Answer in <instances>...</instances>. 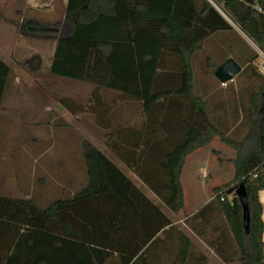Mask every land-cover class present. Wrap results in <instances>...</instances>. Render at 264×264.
<instances>
[{
    "label": "trees",
    "instance_id": "16d2710c",
    "mask_svg": "<svg viewBox=\"0 0 264 264\" xmlns=\"http://www.w3.org/2000/svg\"><path fill=\"white\" fill-rule=\"evenodd\" d=\"M235 26L264 54V0H68L63 26L25 22L22 32L57 39L49 68L55 77L140 104L141 127L109 128L103 139L172 213L184 209L187 157L217 138L232 148L234 181L215 190L237 248L231 260L264 264V75L254 66L258 54L244 61L262 84L241 110L247 129L240 140L212 122L195 85L193 63L203 45L217 34L234 35ZM228 59L217 64L208 58V67L216 71ZM10 76L0 58V110ZM79 153L87 180L74 194L64 191L46 208L34 198L0 195V264H151L147 252L158 235L177 229L91 141L84 140ZM240 184L248 196V230L238 197L228 193ZM212 206L195 218H204ZM179 233L176 262L186 264L191 242ZM207 241L230 260L221 249L227 243L223 233L217 242Z\"/></svg>",
    "mask_w": 264,
    "mask_h": 264
},
{
    "label": "rangeland",
    "instance_id": "374dc122",
    "mask_svg": "<svg viewBox=\"0 0 264 264\" xmlns=\"http://www.w3.org/2000/svg\"><path fill=\"white\" fill-rule=\"evenodd\" d=\"M61 2L57 0L53 8L49 2L46 6L26 9L22 0H0V58L11 68L0 110V195L34 198L41 208L63 196L66 171L74 169L78 181L70 187L74 193L87 180L79 153L84 140L91 141L127 174V168L107 148L103 134L120 125L139 128L144 122L139 103L117 92L99 91L93 85L59 79L50 73L57 39L35 31L24 34L22 24L63 26L65 10ZM235 32L234 35L217 34L208 40L195 57L193 66L197 93L207 97L214 121L227 113V100L235 101L238 111L236 116L232 115L237 122L219 127L222 131L230 128L228 130L233 131L228 136L240 140L247 129L240 111L262 84L244 61L257 53L254 66L264 75V54L238 26H235ZM229 56L241 63L242 72L234 81L225 84H229L226 88L216 79L215 71L208 67V58L219 64ZM66 101L76 107V111L70 110ZM201 152L195 159L191 157L193 163L189 161L192 166L207 165L210 170L205 180L208 186L234 181L235 172L230 160L236 152L232 148L218 138ZM218 160L224 172H218ZM186 179L184 173V184ZM205 197L202 198L207 199ZM162 209L169 212L165 206Z\"/></svg>",
    "mask_w": 264,
    "mask_h": 264
},
{
    "label": "crops",
    "instance_id": "0c3cea01",
    "mask_svg": "<svg viewBox=\"0 0 264 264\" xmlns=\"http://www.w3.org/2000/svg\"><path fill=\"white\" fill-rule=\"evenodd\" d=\"M56 1L57 0H22L23 7H26V9L46 6L49 2H52L51 5L53 4L52 5L53 8L56 6ZM61 3H62V8H64L65 10L64 12L66 14V7L68 4V0H62ZM224 87L228 88L229 84L227 86L225 85ZM199 96L203 98V100L208 101L207 97H202L201 95ZM227 102H228L227 113H224L222 117L218 116L217 120L214 121L213 118L211 117V104L208 101V110H209L208 112L210 119L218 127L222 125L229 126L237 122L236 118L233 117L232 115V113L234 114V116L237 115V111H238L236 107L237 105L235 101L233 102L227 100ZM240 122L241 121H239V123ZM226 129L224 131L227 132L228 135L232 134L233 130L231 131L228 130L230 129L228 127ZM217 139H215L214 141H216ZM206 148L207 147L198 149L197 151L189 155L186 159V163L181 176V183L184 190L185 205H184V209L178 214L170 212L168 208L167 209L169 210V212L168 213L164 212L162 209V207L164 206H162V204L160 206L161 201L157 198V196L154 193H152L138 179V177L134 173H132L128 169H125V171L127 170V174L126 172L124 173L131 179L133 178L132 180L134 181L135 184H137L136 181H139L141 184L139 185L137 184L138 187L155 204L158 205L159 202L158 206L162 209L165 215L171 220L172 225L177 228L176 230H170L169 228H167L166 233L162 232L158 235L160 240L157 242V244L151 246L147 252L151 264H177L176 262L177 256L180 252L179 232L183 233L186 236V238L191 242V249L186 264H240L238 260H234V261L231 260V257L235 254L237 248L228 230L225 217L221 213L219 203L215 201L217 197L215 190L217 188L224 186V184L216 187H212L213 184H211V186H208V183L205 181L208 177V173H210L209 172L210 170L207 167V165L203 164L200 167L197 164H194V166L191 165V162L194 161L195 157L198 156V154L202 153L201 151L205 150ZM191 157L194 159H191ZM235 158L236 155L233 156V158H231L230 160V165L233 167H234L233 161L235 160ZM189 159L191 162L189 161ZM221 166L222 164L221 162H219L218 166H216L218 167L219 170L218 172L221 171L224 172ZM234 172H235V167H234ZM184 173H186V178H187L185 184L183 180ZM64 177L65 178H64L63 192L68 191L74 194L73 190L70 189V187H72V184L75 185V183L78 182L75 179L76 175L74 169L71 168L68 173L66 171ZM226 184H228V182ZM209 187L211 188L210 191H209ZM205 192L207 193V195H205ZM202 197H205L207 199H203ZM263 197H264V191L260 193V200L263 205V220H264ZM210 203H213V206L209 210L208 214L204 218L196 219L195 218L196 214ZM195 229L199 230V232H201L202 235L198 234V232ZM222 233L225 235L227 243L223 247H221V249L223 250V253L228 258H230L229 261H225L222 257H220L216 253L215 248H213L207 241V240L216 241L218 237H222ZM263 240H264V235H263ZM139 264H144V263L140 262Z\"/></svg>",
    "mask_w": 264,
    "mask_h": 264
},
{
    "label": "water",
    "instance_id": "95a60500",
    "mask_svg": "<svg viewBox=\"0 0 264 264\" xmlns=\"http://www.w3.org/2000/svg\"><path fill=\"white\" fill-rule=\"evenodd\" d=\"M242 72V67L232 58L224 62L216 71L215 77L221 84H227L235 80L237 76ZM230 195L235 194L243 208L244 220L246 222V230L250 224V211L248 206V196L244 184L232 188L228 192Z\"/></svg>",
    "mask_w": 264,
    "mask_h": 264
},
{
    "label": "built area",
    "instance_id": "2783aa9c",
    "mask_svg": "<svg viewBox=\"0 0 264 264\" xmlns=\"http://www.w3.org/2000/svg\"><path fill=\"white\" fill-rule=\"evenodd\" d=\"M262 68L264 69V64L262 65Z\"/></svg>",
    "mask_w": 264,
    "mask_h": 264
}]
</instances>
